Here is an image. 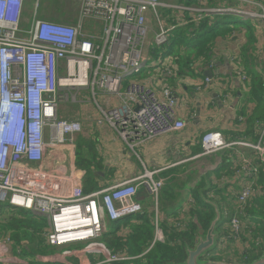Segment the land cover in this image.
Returning <instances> with one entry per match:
<instances>
[{
    "label": "built area",
    "instance_id": "obj_1",
    "mask_svg": "<svg viewBox=\"0 0 264 264\" xmlns=\"http://www.w3.org/2000/svg\"><path fill=\"white\" fill-rule=\"evenodd\" d=\"M202 1L198 6L184 7L165 0H80L75 22L64 23L37 18L39 0H35L28 27L23 28L28 0H0V208L42 217L46 245L87 243L85 251L105 257L106 264L131 259L109 251L98 240L110 224L143 212L145 207L136 199L141 188L156 203L165 185V179L157 176L159 171L145 172L88 194L76 184L66 193L59 178L41 169V163L48 149L71 143L81 132L78 119L61 118L58 110L61 103H80L79 94L87 90L119 98L118 106L100 109V113L130 147L185 128V121L177 117L176 99L169 88L136 78L147 62L144 51L149 55L168 41L172 27L163 20L164 12H189L194 23L207 15H249L232 8H208ZM86 20L101 25L99 36L83 29ZM153 21L156 32L152 30ZM175 64L176 58L161 54L151 77H159L161 84L163 76L178 69ZM210 81L205 79L206 84ZM256 125L261 129L255 144L244 140L228 143L217 131L204 133L200 139V157L242 146L255 152L260 162L258 170L243 159L236 164L240 168L235 177L242 187L229 200L232 207L227 206L228 199L223 203L222 219L226 212L232 215L223 224L227 240L217 246L239 243L250 236L255 241L263 237L264 247V233L249 230L252 226L245 222L252 215L254 199L264 195V123ZM221 181L224 185L215 187L217 193L222 189L231 192L232 185L224 183L225 178ZM191 201L188 198L182 212ZM159 220L156 212L154 236L162 242ZM126 233L121 230L118 236ZM13 241L8 235L0 237V264H24L19 250L22 243L15 247ZM72 255L76 253H63V257ZM44 259L38 256L29 262ZM52 260L58 259H47Z\"/></svg>",
    "mask_w": 264,
    "mask_h": 264
},
{
    "label": "crops",
    "instance_id": "obj_2",
    "mask_svg": "<svg viewBox=\"0 0 264 264\" xmlns=\"http://www.w3.org/2000/svg\"><path fill=\"white\" fill-rule=\"evenodd\" d=\"M257 1L210 0L209 6L246 11L249 13L248 17L252 19L257 17L256 13L260 16L263 14L262 17L264 18V7ZM167 2L172 5L183 6L180 0H174L173 3ZM28 6L29 0L23 11L26 21L29 13ZM178 14L179 10H175L174 16ZM74 20L70 23L75 22ZM238 20L241 24L232 25L230 24L231 20L228 25L225 24L224 28L228 27L229 30L225 34L223 33V36L215 39L214 46L211 47L212 53H208L211 56H199L196 58L197 61H194V67L192 65L184 67L180 64L175 73H172L174 74L172 77L163 76L165 83L168 84L176 98L177 117L186 123L183 130L142 143H135L130 147L118 136L112 126L102 120L100 113V109L116 107L119 102L112 95L98 93L93 102H80L81 106L75 109L72 114L58 110V115L61 118L78 119L82 124V130L74 135L71 143L48 149L41 163V169L56 175L62 182V189L66 193L76 184H81L84 193H91L138 177L146 171H159L157 176L162 178L181 177L182 172L187 173V160L197 157L203 161L200 164L202 169L200 177L204 179L206 174L211 175V178L220 176L218 181L220 186L224 185L221 180L225 178L224 183L231 184L233 190L237 192L239 189L235 169L238 166L236 168L231 166L232 157L240 152V154L251 156L255 160V156L258 158L257 154L241 147H232L230 150L200 157V139L204 133L218 131L228 143L241 140L250 143L259 141L258 135L261 127L256 123L263 124L264 122L249 121L255 106L247 101L249 91L244 92L247 84H242L245 82H240L237 77H249L247 73V76L242 75L244 48L248 49L250 56H254L252 58L257 61L258 57L253 52L255 49L260 52L264 51V39L256 35L254 41L248 42V33L253 30L251 22L239 18ZM151 25L152 30L156 32L155 22L153 21ZM204 33L205 31L202 29V32L198 34L202 36ZM195 37L197 38L196 35ZM151 38L152 34L150 35ZM247 43H251L252 47L247 46ZM232 66L240 72L239 75L233 74ZM207 70L212 73V77L209 78L211 81L208 84L205 82L208 77L203 74ZM140 76L141 81L147 80L144 82L152 83L146 78L147 74L143 76L142 73ZM157 89L159 90V87ZM249 113L250 116L248 117ZM240 118L243 120H239ZM228 166L232 169L230 174L227 173ZM196 170L200 169L197 168ZM190 180L187 176V181L183 183L186 185ZM199 180L202 179L197 177L194 184ZM208 183H210L209 180L205 179V184ZM229 193L233 194L232 191ZM235 194L231 200L234 199ZM186 195L190 194L186 193ZM162 218V220H166V217ZM223 224L218 226L223 227ZM112 226L116 227L117 225ZM216 232L220 231L216 230ZM41 244L42 247L37 253L43 255L40 257H45V259L39 264H48L46 263L48 258L58 259L66 251L53 249L43 242ZM77 247L69 249L75 250ZM62 259L64 260L63 264L91 263L90 257L82 254L63 257Z\"/></svg>",
    "mask_w": 264,
    "mask_h": 264
},
{
    "label": "trees",
    "instance_id": "obj_3",
    "mask_svg": "<svg viewBox=\"0 0 264 264\" xmlns=\"http://www.w3.org/2000/svg\"><path fill=\"white\" fill-rule=\"evenodd\" d=\"M192 2V0H180V3H183L184 7H190ZM196 2L201 4L203 1L197 0ZM179 14L181 15L180 21H182V23L186 22L185 27H176L173 29L168 34V41L164 46L167 49V54L176 56V64L180 63L184 67H188V58L190 55L195 54L197 58L211 52V47L214 46L213 43L215 39L219 38L223 33L225 34L229 30L228 27L224 28V26L228 25L230 20V24L232 25L241 24L235 14L207 15L198 23L191 22L192 18L189 12L179 10ZM171 23H175L173 19ZM202 29H204L205 33L200 36L198 33L202 32ZM198 39H201L200 42H197ZM187 51H190L192 54L189 53L190 55L183 58V54H186ZM243 54L242 64H244L242 66V75H246L247 73L249 76L248 78H250L251 81V89L247 95V101L255 106L251 116L250 113L248 115V117L250 116L249 121L264 122V81L254 71L256 69V61L250 56L249 50L244 48ZM152 67L153 65L150 66L149 62H147L142 70L143 76L147 74V79L152 76L154 69ZM231 171L232 169L228 166L227 173L230 174L232 173ZM219 178L221 177L219 176L214 178V181L212 182L211 177H208L207 179L210 183L207 184L208 189L206 191H201V188L205 185V179L199 180L197 182V186L193 188L187 187V185L183 182L177 185L178 188L173 187L172 185H166L163 188L158 200L161 204L159 214L164 215L167 220L164 221L162 218L159 220V227L163 231L164 239L162 242H155L153 246H151L153 241L152 222L154 215L156 214L153 207L147 206L144 208L142 213L125 218L120 222L123 223L122 225H118L119 223H117V226L115 227L111 224L110 231H108L109 233L104 237L108 250L114 253L125 254L127 258H131L130 260L111 264L184 263L187 255L186 250L193 249L198 241V238L203 237L206 234L210 222L214 217L213 207L203 200V198L205 197L209 201L215 202L220 211L223 209L224 201L227 200L225 198L226 193H228L227 191L217 193L215 189V187L220 186L218 184ZM186 189H188L187 192L190 194L188 198H191L192 201L188 203L187 211L182 212V208L179 206V209L178 205L180 203L179 200L181 199V194ZM210 194L212 195L211 197H209ZM256 203L257 206L251 208V212L253 215L259 214L262 217V214L264 215V200H256ZM176 204L177 206L174 207ZM22 213L23 215H26L25 217H30V221L22 222L19 220L14 223V226L8 227H5L0 222V236L6 235L4 230L19 227L21 223H23L22 225L33 228L35 231H38L45 226V221L41 217H38V223H32L31 219L34 215L23 211ZM223 220H227V217L222 219L219 225L223 224ZM124 227L127 228L126 236H118L116 233ZM220 229L222 231L218 232L219 235L217 240L222 236V234L228 235L226 227L217 226V230L219 231ZM256 231L264 233L263 230L257 229ZM11 238L16 241V243L13 241L14 246L18 247L20 244L19 240L21 239L20 231L13 232V236ZM258 248L263 249L261 253L264 252V247H262L261 244H258ZM66 251H68V249ZM92 256L95 257L94 253ZM213 258H216V256H210L209 260H214ZM101 259V261H103L105 260V257H101ZM46 263L61 264L50 263V261Z\"/></svg>",
    "mask_w": 264,
    "mask_h": 264
},
{
    "label": "rangeland",
    "instance_id": "obj_4",
    "mask_svg": "<svg viewBox=\"0 0 264 264\" xmlns=\"http://www.w3.org/2000/svg\"><path fill=\"white\" fill-rule=\"evenodd\" d=\"M166 1H171L172 3L174 2V0H166ZM192 1L193 2L191 3L190 6H194V5L198 6V5H200V4H198L196 2L197 0H192ZM209 1L210 0H205V2H206L205 6L208 7V8H211L209 6V3H210ZM34 3H35V0H29L28 20L27 21L25 20V15L22 16V27L23 28H27L28 27V22H29V20L31 18V14H32V11H33ZM257 3L264 7V0H258ZM79 4H80V0H39V8L37 10V18H41V17L44 16L48 20H56L58 22H64V23L70 22V21L74 20L75 18L77 19L78 10H79ZM174 11H175V9L167 11L166 12L167 15H165V12L162 14V18H163L164 21H166V19H170V17H171L174 20V22H177V23L173 24V23H171L172 21H169V24L172 27L170 32L173 29H175L176 27L177 28L178 27H185V25L179 24L180 23L179 22L180 14H178L177 16H174ZM255 15L257 17H255L254 19H252L251 17H248V15H246V14L236 15L241 20H249L251 22L253 30L248 33V36H247V41L248 42L254 41L255 38H256V35L259 38L262 37L264 39V36H263V34H264V18L262 17L263 14H261V16H260L259 14L256 13ZM254 27H256V28H254ZM83 29L91 32L92 34L98 35V36H99V31H102L101 25L98 24L96 21H92V20L91 21L90 20H88V21L86 20L85 23H84V28ZM180 29H185V28H180ZM197 42H200V40H197ZM246 45L249 46V47H252L251 43H247ZM166 52H167V49L163 45L161 47H157L154 51L150 52L149 55H147L146 51H144L143 57L145 59H147V62H149L150 66L154 65L155 63H158L159 56L161 54L162 55H166L168 57L176 58V56L171 55V54H167ZM258 52H260L258 49H255L254 52H253V54L256 57H258L257 61L255 60L256 61V69L254 71L264 81V51H261L260 53H258ZM189 53H191V52L187 51L186 54L183 55V58H185L188 55H190ZM204 56H211V54L210 55L207 54V55H204ZM252 57H254V56H252ZM194 61H197L196 55L192 54L188 58V65L187 66L192 65V67H194L195 66L194 65ZM179 66H180V63L175 64L176 68H179ZM232 71H233V74H235V75L237 74L236 73V69L233 66H232ZM173 75L174 74L169 73L166 76L172 77ZM140 77L141 76H138L136 79L140 80L141 79ZM164 78L165 77H163V79H161L162 80L161 84L158 83V80H160V78L157 77V76L151 77L150 81L154 82L155 84L166 85L169 88L168 84L165 83ZM237 78L239 79L240 82H245V83H242V84H247L246 87H245L244 92H248L251 89L250 88L251 87L250 78H246V77H242V78L237 77ZM169 90L173 94V92H172V90L170 88H169ZM173 96H174V94H173ZM94 98H95V96H94ZM94 98H93V96H92V94L90 92H85V93L79 94V101H81L82 103L93 102L95 100ZM80 106H81V103H75V104H72V103H69V102L68 103H61L59 105V111H67V114H72L73 111L75 109H77L78 107H80ZM250 144H255V143H250ZM234 147L235 148L236 147H241V148H243L245 150L250 151L251 153H255L252 150H250L248 148H245V147H242V146H234ZM238 153H240V152H238ZM257 157H258V155H257ZM248 158L250 159V161L248 160ZM240 159L248 161L249 166L252 167L253 169L258 170L257 167L260 166L259 159L256 158V156H255V160H254L253 157H251V156L248 157V156H245L243 154H240V155L237 154L235 157H232V159H231L232 164L230 162L231 166L236 168V164L240 161ZM202 162H203L202 159L199 160V159H197V157H193V158L187 160V162H186L187 173L182 172L181 177H178V178L177 177L164 178L165 179L164 187L166 185H172L173 187L178 188L177 187L178 184H180L181 182L187 181V176H189V180L191 179L189 181V183L186 184L187 187L190 188V187L197 186V183L194 184V181L196 180V178L199 177L200 179H203L202 177H200V172H202L200 164ZM197 168H199L200 170H196L195 171V169H197ZM198 171H199V173H197ZM190 172H192V173L188 174ZM259 174L262 175L261 172ZM208 177H211V175H207V174L204 175V179H207ZM214 178H216V176H213L211 178L212 182L214 181ZM125 181H127V180H125ZM122 182H124V181H122ZM262 183L264 184V178H262ZM217 189H219L218 186H217ZM187 190L188 189H186L185 191L182 192L181 199L179 200L180 203L178 205V208H179V206H180V208H182L187 203L188 197L190 196V195H186V193H188ZM224 191H225V189H222L219 192H224ZM144 192L147 193L145 190H144ZM83 193H84V191H83ZM235 193H236L235 190H233V194H235ZM262 193H264V191ZM84 194H88V193H84ZM233 194L228 192V193H226V197L225 198L231 200L233 198ZM211 196L212 195L210 194L209 197H211ZM256 200H264V195L254 199V201L252 202L253 203L252 208L254 206H257ZM140 202L143 205V207H147V206L153 207V209H155L156 212L158 213L159 219H161L162 217H165V216L159 214L160 210H161V204H160L159 200H157L156 203H154L153 199L147 198L145 196V198H143L142 201H140ZM231 203L232 202L229 201L227 203V206L228 207L229 206L232 207L233 203L232 204ZM176 206H177V204L174 205V207H176ZM258 206H260V205H258ZM22 211L23 210H14V209H10L9 207H6V206L3 207L2 206L1 209H0V222L5 227L14 226V223L16 221H19V220H21L22 222L23 221L24 222H29L30 221V217H25L26 215H23ZM222 211H224V210L222 209ZM23 212L30 213V212H27V211H23ZM34 217H35V214H34L33 218L31 219L32 223L33 222L34 223H38L39 222V218L38 217H40V216H36L35 218ZM153 221H154V218H153ZM120 222H118V223H120ZM245 222L247 224H250L253 227L257 226L259 230H263V232H264L263 214H262V217L260 215H253V214L252 215H248L246 217V219H245ZM22 224L23 223H21V225L19 227H14V229H7V230H4V231L6 232V235H8L9 237L13 236V232H19L20 231L21 239L19 240V243H22V245H21L19 250L22 251V254H23V257H24L23 263L24 264H39V263H41L43 261L31 260L29 262V259H33V258H36L38 256L39 257L43 256V255H40L39 253H37V251H39L41 249V247H42L41 243L42 242L46 245L45 237H44V234H45L44 233V229L46 228V226H44L43 228L39 229L38 231H35V230H33V228L27 227L26 225H22ZM116 224L117 223H114L112 225H116ZM152 226H153V222H152ZM122 230H126V228H122ZM120 231H118L116 234L119 235ZM219 231H222V230L220 229ZM108 233L109 232L106 229V232L104 233L103 237L100 238L98 240V242H101L104 245H106L104 237ZM126 234H122L120 236L121 237H125ZM258 234H262V233L259 232ZM163 237H164V234H163ZM256 237L258 238V235H256ZM156 240H157V237H156V235L154 236V227H153V241H152V245L151 246H153V244L155 242H159V241H156ZM258 241H259L260 244H263V237L258 239ZM258 241H256V242H258ZM253 242H255L254 237H250L249 236L248 239H243L239 243H234L232 241V243H230L229 245L224 247V245L217 246V244H219V242L217 240L216 244H215L216 247H214V249L210 251V253L207 255L208 257H206L205 259L209 260V256H216V258H213L214 260H212V261H223V262H228V263H237V262L240 261L241 263H244V262L250 263V262L254 261L256 258H258L259 256H261L262 254H264V252L261 253V251H263V249L262 248H258V244L255 246L253 244ZM15 243H16V241H15ZM86 245H87V243H79V245L72 244V246H70V247H62V248L51 247V248H53V249H62V250H67L68 249L69 252H75L77 256L81 255V254L85 255V256H89L90 259H91V263L90 264H96L97 261H99V260L101 261L102 260L101 259L102 256L97 255V256L93 257L92 256L93 253H88V252L85 251ZM46 246H48V245H46ZM76 246H78L79 248L77 247L75 250L69 249L71 247H76ZM48 247H50V246H48ZM242 253H244V254L242 255ZM255 255H257V256H255ZM58 256H60V255L58 254ZM61 257H63V256H61ZM65 257H70V256H65ZM218 257H220V258H218ZM63 261L64 260L59 257L58 260H56V261L52 260V261H50V263H61V264H63ZM203 261L204 260L201 257L197 259V263L198 264H202ZM47 262H49V261H47ZM118 262H123V260L118 261ZM114 263H117V262H114ZM107 264H110V263H107Z\"/></svg>",
    "mask_w": 264,
    "mask_h": 264
},
{
    "label": "water",
    "instance_id": "obj_5",
    "mask_svg": "<svg viewBox=\"0 0 264 264\" xmlns=\"http://www.w3.org/2000/svg\"><path fill=\"white\" fill-rule=\"evenodd\" d=\"M205 77L211 78L212 73L207 70L204 73ZM208 189L207 184H205V187L203 189L201 188V191H206ZM146 196L144 189L141 188L137 194V201H142V199ZM207 203H209L213 209H214V217L212 218L210 225L206 231V234L203 237H199L196 245L194 246L193 249H187L186 250V260L182 264H198L197 259L202 258L204 261L202 264H264V254L256 258L254 261L247 263H228V262H223V261H212V260H207L205 259L208 257L207 255L210 253L211 250L216 247V241L218 237V233L216 232L217 226L219 225L220 221L222 220V213L218 207V205L213 202L209 201L205 197L203 198ZM259 215V214H257ZM264 219V215H263ZM210 257V256H209Z\"/></svg>",
    "mask_w": 264,
    "mask_h": 264
},
{
    "label": "bare ground",
    "instance_id": "obj_6",
    "mask_svg": "<svg viewBox=\"0 0 264 264\" xmlns=\"http://www.w3.org/2000/svg\"><path fill=\"white\" fill-rule=\"evenodd\" d=\"M41 20H48L46 17H41L40 18ZM167 21H172V18L170 17V19H166ZM175 23H177V22H175ZM179 24H181V25H183L184 23H179ZM185 25V24H184ZM36 29H38V28H36ZM172 74V73H171ZM88 92H90V93H93V95L94 96H96L98 93H102V92H100V91H97V90H94L93 92H91V90H87ZM102 94H104V95H108V94H105V93H102ZM113 96V95H112ZM114 98H116L117 99V101L119 102V98L118 97H116V96H114ZM178 132V131H177ZM200 143H201V140H200ZM240 167H237L236 169H235V176L237 175V170L239 169ZM242 187V185H238V189L239 188H241ZM232 192H233V189H232ZM234 198H235V195H234ZM224 212V211H223ZM231 215H232V213L231 212H226V216L225 217H227V219H229L230 217H231ZM111 225V224H110ZM110 225L107 227V230L108 231H110ZM258 229V227L257 226H255V227H250V229L249 230H251V231H254V232H256V233H259V232H257L256 230ZM226 230H227V227H226ZM3 236H5V235H3ZM3 236H0V237H3ZM225 240H227V236L226 235H222L221 237H219V239H218V242L219 243H221V242H224ZM253 244L256 246L257 245V242L255 241V242H253ZM74 245H79V243H76V244H74ZM70 246H72V245H62V246H59L58 248H62V247H70ZM121 254V253H120ZM244 253H242V255H243ZM127 258V257H126ZM97 263H101V264H106V262H105V260H103V261H97ZM112 263H114V262H112Z\"/></svg>",
    "mask_w": 264,
    "mask_h": 264
}]
</instances>
